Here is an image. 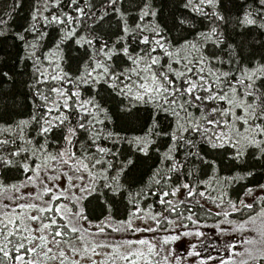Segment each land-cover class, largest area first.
<instances>
[{"label":"snow or ice","instance_id":"1","mask_svg":"<svg viewBox=\"0 0 264 264\" xmlns=\"http://www.w3.org/2000/svg\"><path fill=\"white\" fill-rule=\"evenodd\" d=\"M20 6L0 264H264V0Z\"/></svg>","mask_w":264,"mask_h":264},{"label":"trees","instance_id":"2","mask_svg":"<svg viewBox=\"0 0 264 264\" xmlns=\"http://www.w3.org/2000/svg\"><path fill=\"white\" fill-rule=\"evenodd\" d=\"M13 0H0V9H3L4 11L9 10V7L12 5ZM30 10L29 6V0H21V6L16 9V11L13 13V21L11 22V26L15 29L19 25L24 24L25 20L28 17ZM244 183H249L248 181H245ZM249 186H254L253 184H249ZM240 190L239 188L237 189Z\"/></svg>","mask_w":264,"mask_h":264},{"label":"rangeland","instance_id":"3","mask_svg":"<svg viewBox=\"0 0 264 264\" xmlns=\"http://www.w3.org/2000/svg\"><path fill=\"white\" fill-rule=\"evenodd\" d=\"M221 255H223V253H221Z\"/></svg>","mask_w":264,"mask_h":264}]
</instances>
